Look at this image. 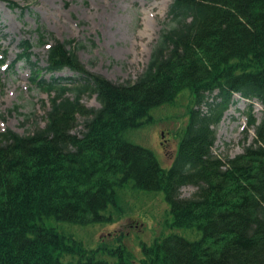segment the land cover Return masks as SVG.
Returning a JSON list of instances; mask_svg holds the SVG:
<instances>
[{"label": "trees", "instance_id": "obj_1", "mask_svg": "<svg viewBox=\"0 0 264 264\" xmlns=\"http://www.w3.org/2000/svg\"><path fill=\"white\" fill-rule=\"evenodd\" d=\"M169 17L134 83L90 72L77 55L82 45L58 39L45 71L71 70L74 77L40 78L33 45L21 41L16 62H25L32 83L52 97L44 127L0 132V264H109L48 223L112 224L107 213L116 207V189L130 182L164 193L171 226L203 236L170 235L143 248L142 259L129 249L133 254L116 264H264V0H174ZM234 93L259 100L263 116L258 125L249 120L254 143L223 161L212 153L213 126ZM181 94L190 95L189 119L173 165L163 169L124 133ZM93 95L99 108L83 103ZM187 185L199 190L184 199L179 190ZM67 256L79 260L63 261Z\"/></svg>", "mask_w": 264, "mask_h": 264}, {"label": "rangeland", "instance_id": "obj_2", "mask_svg": "<svg viewBox=\"0 0 264 264\" xmlns=\"http://www.w3.org/2000/svg\"><path fill=\"white\" fill-rule=\"evenodd\" d=\"M9 1L19 6L12 8L7 0H0V60H5L0 66V131L10 129L19 134H29L38 125L45 126L43 106L49 105L48 95L39 91L30 80V67L25 62L13 66L22 52L21 41L29 40L33 44L30 50L32 61L38 62L40 68L47 65L46 46L54 44V39L76 41L82 45L77 55L87 70L113 82H133L150 63L161 33L170 28L168 13L173 2ZM44 43L47 45L43 46ZM56 76L72 77L74 73L65 70ZM238 98L234 97V103L223 114L221 122L213 126L216 141L212 153L224 161L242 154L244 147L252 144L256 136L254 128H251L246 136L248 139L243 137L248 102ZM189 100V94H181L174 104L153 109L150 112L151 121L126 130L125 140L152 150L161 167L170 168L188 123ZM253 102V115L260 122L263 107L258 101ZM83 103L87 107H100L95 95L86 96ZM201 110L206 112L207 108L201 106ZM161 143L165 144L164 148ZM133 186L134 183L130 182L125 188L116 189V207L110 206L107 213H112L116 223L74 225L51 219L48 224L80 243L87 251L96 252L97 259L109 264L118 263L128 252H134L140 260L144 256L143 248L154 247L157 241L161 242L170 235L189 241L202 238V232L196 229H176L170 225V206L164 193L139 190ZM196 192L197 188L192 185L180 190L184 199L193 197ZM78 260V256L63 258L65 262Z\"/></svg>", "mask_w": 264, "mask_h": 264}]
</instances>
